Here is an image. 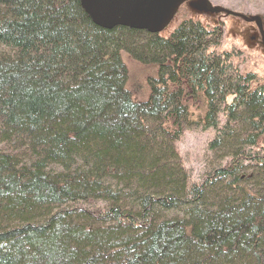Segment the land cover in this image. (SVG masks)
Here are the masks:
<instances>
[{"label":"trees","instance_id":"trees-1","mask_svg":"<svg viewBox=\"0 0 264 264\" xmlns=\"http://www.w3.org/2000/svg\"><path fill=\"white\" fill-rule=\"evenodd\" d=\"M221 41L0 0V264H264V85ZM123 53L158 66L148 100ZM193 125L215 132L196 182L176 146Z\"/></svg>","mask_w":264,"mask_h":264},{"label":"rangeland","instance_id":"rangeland-1","mask_svg":"<svg viewBox=\"0 0 264 264\" xmlns=\"http://www.w3.org/2000/svg\"><path fill=\"white\" fill-rule=\"evenodd\" d=\"M216 7L243 13L249 16H260L264 23V0H209ZM196 2L186 3L175 16L168 28L159 36H170L185 22L199 23L207 30L222 28L221 45L213 50L219 55H227L233 69L240 74H255L258 83L264 85V47L255 23H247L240 18L225 14H210L195 8ZM122 61L127 71L128 91L136 101H146L151 93L152 84L158 77V66L144 64L128 53H123ZM191 111L199 115L197 105ZM215 137L212 129L204 130L202 126H191L183 131L176 144L178 153L184 162L191 181H203L206 172L216 165V157L209 151L208 143Z\"/></svg>","mask_w":264,"mask_h":264},{"label":"water","instance_id":"water-1","mask_svg":"<svg viewBox=\"0 0 264 264\" xmlns=\"http://www.w3.org/2000/svg\"><path fill=\"white\" fill-rule=\"evenodd\" d=\"M83 10L93 23L103 29L127 28L159 35L171 23L180 7L191 0H80ZM197 10L210 14H225L256 23L264 45L263 21L259 16L248 17L222 7L209 0H201Z\"/></svg>","mask_w":264,"mask_h":264}]
</instances>
